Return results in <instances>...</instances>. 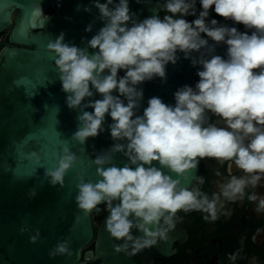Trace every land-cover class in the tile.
I'll list each match as a JSON object with an SVG mask.
<instances>
[{"label": "clouds", "instance_id": "1", "mask_svg": "<svg viewBox=\"0 0 264 264\" xmlns=\"http://www.w3.org/2000/svg\"><path fill=\"white\" fill-rule=\"evenodd\" d=\"M91 5L99 10L96 19L103 26L87 46L65 41L64 32L47 45L55 54L65 102L79 110L72 138L84 144L105 131L106 115L112 121L107 129L114 143L91 160L100 179L93 182L83 170L77 173L75 202L83 216L99 213L103 204L114 250L133 257L169 241L181 211H199L214 221L229 214L226 202L247 196L254 211L264 213V193L255 191L264 187V0H157L155 8L164 15L156 11L143 19L130 9V0H91ZM213 12L231 23L219 21ZM92 28L89 23L85 31ZM220 45L226 46L224 55L217 54ZM180 53L199 66V80L180 86L174 104L152 96L143 107L140 85L156 77L166 82L167 65L176 64ZM63 153L57 166L45 169L53 186L64 185L79 159L67 145ZM117 153L127 158L122 166L115 163ZM27 156L41 159L38 151ZM206 157L227 162L228 175L217 181L211 195L200 187L204 176L195 175ZM234 166L239 175L233 174ZM193 173L195 183L185 186ZM216 175L221 176L219 170ZM28 195L35 197L36 189ZM80 219L77 214L76 221ZM40 235L34 229L30 242H38ZM70 243L67 237L59 240L48 255L71 257ZM228 258L235 262L238 251Z\"/></svg>", "mask_w": 264, "mask_h": 264}, {"label": "water", "instance_id": "2", "mask_svg": "<svg viewBox=\"0 0 264 264\" xmlns=\"http://www.w3.org/2000/svg\"><path fill=\"white\" fill-rule=\"evenodd\" d=\"M149 2L130 0V9L139 19L163 11L155 8L157 0ZM55 4L57 8L46 13ZM85 6H90L91 12L85 11ZM98 15L91 0H0V33L10 29L0 48V264H153V256L162 252L159 242L133 257L117 253L112 246L114 238L105 229L108 213L98 221L94 211L84 217L75 202L79 171L86 173V180L100 179L91 160L114 143L107 129L112 121L106 115L105 131L84 144L72 138L79 110L69 109L65 102L67 93L62 91L55 54L47 45L64 32L65 41L87 46V39L103 26V21L96 19ZM89 23L93 28L86 32ZM225 50L226 46L220 45L217 54L224 55ZM179 55L176 64L167 65L166 82L156 77L140 85L143 107L152 96L174 104V92L180 86H194L199 80V66H193L183 53ZM65 145L79 159L67 171L64 185L53 186L45 169L57 166ZM31 151L40 152L41 159H28ZM126 159L117 153L115 163L122 166ZM198 170L199 165L195 175ZM192 175L184 181L185 186L194 182ZM32 188L36 189L35 197L28 195ZM77 214L81 215L79 222ZM23 226L27 231L20 230ZM37 228L40 240L32 243L29 237ZM66 237L74 254L50 257L49 250Z\"/></svg>", "mask_w": 264, "mask_h": 264}, {"label": "flooded vegetation", "instance_id": "3", "mask_svg": "<svg viewBox=\"0 0 264 264\" xmlns=\"http://www.w3.org/2000/svg\"><path fill=\"white\" fill-rule=\"evenodd\" d=\"M56 8L57 4L51 5L46 13H52ZM16 14L17 10H14L13 15ZM212 16L221 22L231 23L214 12ZM238 27L244 30L242 24ZM7 30L9 35V28L0 33V48L2 42L8 40V37L2 39ZM215 119V116H211V120ZM226 167L227 162L222 165L214 158L201 159L197 173L205 178L204 184L200 185L201 189L209 195L216 191L217 181L228 175ZM216 170L220 171L221 176L216 175ZM233 174H240L235 166ZM246 191L251 192L253 189ZM255 191L264 193V187H258ZM253 203L247 196L244 200L226 202L229 214H221L214 221L205 220L204 214L199 211L177 213L181 219L170 232L169 241H161L162 252L153 256V264H252L253 258L256 264H264V231L257 233L258 228L264 229V213L257 214ZM101 212L98 219L107 213L104 205ZM237 251V260L230 261L228 254Z\"/></svg>", "mask_w": 264, "mask_h": 264}, {"label": "rangeland", "instance_id": "4", "mask_svg": "<svg viewBox=\"0 0 264 264\" xmlns=\"http://www.w3.org/2000/svg\"><path fill=\"white\" fill-rule=\"evenodd\" d=\"M7 37H8V30L4 32V34L2 35V39L5 40ZM99 207L101 208V211H102V207H103V205H102V206H99ZM101 211H100L99 213H101ZM99 213H98V214H99ZM99 215H100V214H99ZM99 215H96V216H95V219H96L97 221H98V216H99Z\"/></svg>", "mask_w": 264, "mask_h": 264}, {"label": "trees", "instance_id": "5", "mask_svg": "<svg viewBox=\"0 0 264 264\" xmlns=\"http://www.w3.org/2000/svg\"><path fill=\"white\" fill-rule=\"evenodd\" d=\"M199 7V5L197 4V8ZM160 15L161 16H163L164 15V11H162L161 13H160ZM212 15H213V13H212ZM99 214H102V212L101 213H99ZM97 212H95L94 211V215L96 216V215H99Z\"/></svg>", "mask_w": 264, "mask_h": 264}]
</instances>
